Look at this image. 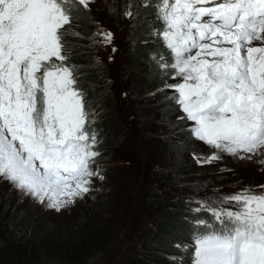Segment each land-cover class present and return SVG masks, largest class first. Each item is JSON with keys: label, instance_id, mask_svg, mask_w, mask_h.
Returning <instances> with one entry per match:
<instances>
[{"label": "snow or ice", "instance_id": "snow-or-ice-1", "mask_svg": "<svg viewBox=\"0 0 264 264\" xmlns=\"http://www.w3.org/2000/svg\"><path fill=\"white\" fill-rule=\"evenodd\" d=\"M76 2L89 9L94 0ZM132 9L125 18H136ZM157 20L165 54L152 59L176 81L164 83L171 92L162 119L172 126L168 113H182L176 119L189 136L214 150L193 151L197 164L260 155L264 0H157ZM69 23L65 0H0V180L57 212L83 199L92 178L104 179L91 167L100 154L95 115L66 63ZM93 37L105 47L114 40L103 28ZM196 203L191 212L208 217L186 216L190 243L175 245L191 264H264V192L245 188Z\"/></svg>", "mask_w": 264, "mask_h": 264}, {"label": "rangeland", "instance_id": "rangeland-1", "mask_svg": "<svg viewBox=\"0 0 264 264\" xmlns=\"http://www.w3.org/2000/svg\"><path fill=\"white\" fill-rule=\"evenodd\" d=\"M72 1L76 2V0ZM129 3L132 4L134 13H137L139 6L144 8L143 5L147 4L157 14V0H94L89 9L83 6L79 8L72 3L66 7L65 4L69 11L70 23L62 29L63 43L65 33L70 32L68 34L71 38L76 39L75 27L83 29L75 25L74 15L79 17L80 10L87 12L86 18L89 22L85 26H94L93 33L103 28L114 34L113 44L106 47L92 43L95 39L93 33L89 40L91 53L98 62L95 67L100 68L105 77L101 76V79L98 76L96 80L94 78L89 83L85 82L88 84L89 94L81 85L79 86V79L76 84V87L84 93L89 112L95 115L96 123L92 127L98 132L99 143L95 150L100 154L94 158L91 167L94 171L99 170L104 179L92 178L90 185L92 190L83 199H77L73 205L59 212L48 209L45 204L38 203L31 197L24 196L20 191L13 189L7 181L0 180V193L3 189L9 190L15 202L20 204L19 208L23 212L22 218H25V223L30 224L36 221L49 227L50 243L47 249L55 243L74 238L68 234L71 223L84 212L87 213L89 207L92 208L101 201V205L97 204L99 212L91 213L95 220L87 218L90 228H85L86 230L82 233L99 232V235L101 233L103 236L106 235L104 236L106 248L95 250L92 254L85 256L81 262L59 260L57 257L53 258L48 252L47 254L42 252L18 264H131V261L142 264L145 262L144 252L140 251L138 245L144 239L151 238V235L149 238L146 236L151 232L150 229L153 230L155 224L161 221L165 208L162 205L151 208L144 204V200L152 191L160 189L162 184H157L158 179L162 177L164 170L168 171L163 168V164L165 165L169 156L167 153H162L159 146L163 137L173 136L179 131H182L181 134L188 131L185 122L176 119V116L182 113L169 114L168 118L172 126L167 123V118L162 119L167 109L166 107L163 110L159 109L170 103L165 101L171 92L164 89V84L157 85L152 91H145L146 93L143 92L139 97L137 96L136 91L139 89L135 90L137 86L136 84L134 86L136 83L134 74L128 70V66H125L134 48L132 32L137 18L124 17L123 13L128 10ZM76 24L81 25L79 18ZM150 26L152 34L156 36V45L163 50L160 54H165L161 41L157 38L161 25L156 20L150 22ZM113 46L116 49L115 52L112 51ZM110 56L111 60H109ZM147 62L152 61L149 58ZM141 70L143 71L139 67L136 74H140ZM165 81L176 82L170 78H166ZM157 92L160 95H155L156 97L153 98V93L157 94ZM110 122L116 125V131H112L107 137L103 135V128L104 124H110ZM173 138V147L180 154L183 150L182 141L180 137L173 136ZM192 143V159L193 151L203 156L211 155L214 151L202 142L192 140ZM188 155L181 156L186 163H188ZM261 160H264V151L260 155H253L251 159L243 160L227 154H221L220 160L206 164H197L193 159L194 164L186 166L188 178H185L184 183L190 181V178L207 181L202 182V188L206 189L203 195L206 197L213 194L231 195L245 188L264 192V189L258 187L264 185V164L260 163ZM145 255L147 257V254ZM188 255L190 257L189 253ZM171 260L179 261L181 258ZM0 264H8L1 253ZM152 264L162 263L153 261ZM188 264H191V259Z\"/></svg>", "mask_w": 264, "mask_h": 264}, {"label": "trees", "instance_id": "trees-1", "mask_svg": "<svg viewBox=\"0 0 264 264\" xmlns=\"http://www.w3.org/2000/svg\"><path fill=\"white\" fill-rule=\"evenodd\" d=\"M69 3L77 5L79 8L82 7L72 0L65 2L66 7ZM86 15L87 12L82 10H80L79 17L74 15L75 25L81 26L83 29L80 30V28L75 27L76 39L71 38L70 34H68L70 32L65 33L64 54L68 56L66 63L77 69L75 73L76 79H79V86L81 85L86 90V93L89 94L87 91L88 84L85 82L89 83L94 78L96 80L98 76L102 79L105 74L100 68L95 67L98 62L95 61L94 54L91 53V45L89 44L94 26H85L89 22ZM136 17V26L132 32L134 48L125 66H128V70H131L132 74H134L136 82L134 86L135 84L137 86L135 90L139 89V91H136L139 97L141 93L150 92L157 85L164 84L168 76L158 71L157 65L152 59L153 54L159 55L162 50L156 45V36L151 32L150 22L157 20L155 10L150 9L149 5L144 8L139 6ZM78 18L81 21V25L76 24ZM66 40L67 44H65ZM149 58L152 62L148 63ZM139 67L143 71L141 70L140 74H136V70ZM158 94V92L157 94L153 93L152 97L155 98V95L158 96ZM164 107L167 109V104L159 110H163ZM164 112L166 113L167 110ZM115 126L111 122L110 124H104L103 135L108 137L112 131H116ZM181 132L179 131L180 134L175 133L173 135L180 137L182 141L183 150L180 154L173 147L174 138L172 135L163 137L159 146V150L169 156L165 165L163 164V168L168 171L164 170L162 177L158 179L157 184H162L160 189L152 191L144 200V204L151 208L157 205H162L165 208L163 209L161 221L157 222L153 230L150 229L151 232L146 236L149 238L151 235V238L148 240L144 239L138 245L140 251L144 252L143 259L145 262H142V264H152L153 261L162 264H181V261H183V264H188L190 261L188 253L181 254L175 246L177 242L184 243L191 239L189 223L185 220V217H208L207 212L202 211L198 214L191 212V209L197 206L196 202L199 199L206 198V195H203L206 189L202 188V182L205 183L207 181L190 178V181L184 183L185 178H188L186 166L194 164L191 158L193 139L189 136V133L183 132L181 134ZM182 155L189 156V159L187 157L188 163L181 158ZM8 191V189H3V192L0 193V253L8 264L26 262L29 257H36L37 254L42 252H45V254L48 252L53 258L57 257L59 260L81 262L85 256L92 254L95 250L106 248L107 243L104 237L106 235L103 236L102 233L99 235V232L82 233V231L86 230L85 228H90L87 218L94 219L91 213L92 211L99 212L97 204L101 205V201H98L92 208L89 207L87 213L84 212L71 223L68 234L74 236V238L55 243L48 250L49 248L47 249L46 247L50 243L49 227L36 221H32L30 224L25 223V218H22L23 212L19 208L20 204L15 202L14 197ZM145 254H147V257ZM174 258H181V260H171ZM131 264H135V262L131 261Z\"/></svg>", "mask_w": 264, "mask_h": 264}]
</instances>
